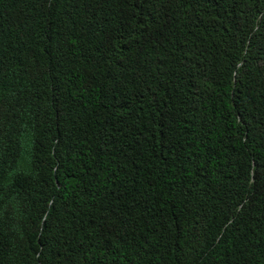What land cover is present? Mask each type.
Here are the masks:
<instances>
[{
	"label": "trees",
	"instance_id": "trees-1",
	"mask_svg": "<svg viewBox=\"0 0 264 264\" xmlns=\"http://www.w3.org/2000/svg\"><path fill=\"white\" fill-rule=\"evenodd\" d=\"M0 264H264V0H0Z\"/></svg>",
	"mask_w": 264,
	"mask_h": 264
}]
</instances>
